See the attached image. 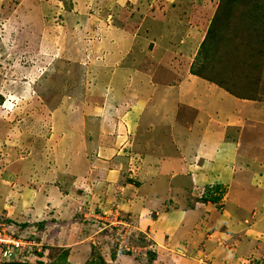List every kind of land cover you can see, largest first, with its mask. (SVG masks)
Returning <instances> with one entry per match:
<instances>
[{
	"label": "rangeland",
	"instance_id": "obj_1",
	"mask_svg": "<svg viewBox=\"0 0 264 264\" xmlns=\"http://www.w3.org/2000/svg\"><path fill=\"white\" fill-rule=\"evenodd\" d=\"M217 2L0 0V223L23 236L22 250L0 264H62L81 254L92 264L100 251L154 264L161 248L149 224L133 227L136 218L182 206L188 183L196 185L191 173L217 168L194 146L219 131L187 128L176 101ZM257 57L235 63L234 74L219 62L214 69L264 107V54ZM222 134L211 156L224 155L228 173L248 171L236 180L243 187L264 190V170L242 160L243 151L264 153V122L247 119ZM193 155L192 171L181 158ZM241 224L223 243L233 254L227 264H264L263 218Z\"/></svg>",
	"mask_w": 264,
	"mask_h": 264
},
{
	"label": "crops",
	"instance_id": "obj_2",
	"mask_svg": "<svg viewBox=\"0 0 264 264\" xmlns=\"http://www.w3.org/2000/svg\"><path fill=\"white\" fill-rule=\"evenodd\" d=\"M189 33H193V31H189ZM183 76L185 77L177 81L179 89L176 101H179V110L180 114H182L180 116L187 121V128H197L200 131L204 129L206 133H210L212 130L219 131V134L223 133L222 137L224 140L226 137L225 133L236 132V126L240 123L244 124L247 119L264 122V107L260 105L256 107L260 101L234 97L214 83L193 75L189 71ZM184 86L188 87V89L183 94L182 87ZM253 109L255 110L253 111ZM219 134L213 137L208 136L210 138L206 137L207 139L202 140L203 144H200L201 146H194L195 149L196 147L201 149L202 154L210 155V158L215 159L216 169H209L210 171H206L207 174L204 173L202 175L201 173V176L198 177L191 168L192 164L197 162L195 155L181 158L182 164H187L188 167L186 168L192 169V180L196 184L191 185V181L188 183V186H190L187 187L186 192L181 196V200L186 196L182 201L183 205L181 203L182 206L180 207H173L172 210L165 209L158 214L155 213L154 220L142 216L143 210L140 217L136 218V227L135 225L133 227L137 228L138 225L140 228L144 224H149L147 230L151 232L150 236L154 239L153 244L158 249L161 248L160 252L157 251L156 261L153 260L154 264H157V260H161L160 262L162 263L160 264H227L226 260L233 254L223 249V243L224 241L229 243L228 239L233 238L235 233L232 234V231L242 228L243 224L241 223L244 222L246 217L248 224L256 220L259 221L262 218L264 220V190L260 192L243 187L245 182L236 180L239 179L238 176L242 173L241 178L243 179L245 175L246 180H248V171H243L242 169L236 171L234 167L233 172L228 173L226 171L227 166H224L226 161L223 162L224 155L217 153L211 156L213 148L221 146L219 144L221 140L217 138ZM260 135L262 134L260 133ZM235 143L234 140H230L227 144L231 146ZM184 150H188V148L185 147ZM242 154V160L247 163L253 161L255 163L253 167L257 171L260 169L264 170L263 150L243 151ZM230 159L236 163L235 166L240 161L239 156L235 155L230 157ZM222 163L223 168L219 166ZM197 167L201 168V163H197ZM226 182L228 183V188L221 197H218L219 193L217 190L205 189L206 186L210 187L214 184L221 186ZM202 188L207 190L205 194L208 191L209 193L200 195ZM196 190L200 192L198 196L195 194L197 193ZM211 191L217 192L216 195L211 193ZM194 196L197 198H194ZM210 196L217 198L209 200L208 197ZM188 197H192V199ZM154 200L156 202L157 198L154 197ZM189 200L193 203H189ZM174 228L177 229L176 232L178 234H176ZM241 232H239V235L242 234ZM81 247H85L84 244L81 243ZM237 253L239 254V252ZM97 254L101 258L99 260L93 258V262L96 263L92 264H136L132 254L116 253L112 257H110L108 252L100 251ZM85 256L81 254L79 256L80 260L73 262L71 260L72 257L67 255L65 262L68 264H82L86 261Z\"/></svg>",
	"mask_w": 264,
	"mask_h": 264
},
{
	"label": "trees",
	"instance_id": "obj_3",
	"mask_svg": "<svg viewBox=\"0 0 264 264\" xmlns=\"http://www.w3.org/2000/svg\"><path fill=\"white\" fill-rule=\"evenodd\" d=\"M256 43H259L260 47L249 49L252 44ZM262 44H264V0H218L207 31L196 53L199 56V63L197 65L192 62L189 72L214 83L234 97L255 100L257 98L254 94H245L244 87H237L233 83L229 86L230 84L223 80L222 71L227 74H234L237 70V66H234L235 63L244 65L247 59H256L257 56H262L264 54ZM220 45L224 47V50L218 52L220 58L213 61ZM244 47L248 50V58L244 56ZM217 62L224 66L221 72L214 69ZM256 63L254 64L255 68L258 66ZM219 68L221 69V66H218ZM232 78L239 79L240 77L235 75ZM220 188L219 184L205 187L207 190ZM208 198L215 200L217 197L210 196ZM62 264H66L65 261Z\"/></svg>",
	"mask_w": 264,
	"mask_h": 264
},
{
	"label": "built area",
	"instance_id": "obj_4",
	"mask_svg": "<svg viewBox=\"0 0 264 264\" xmlns=\"http://www.w3.org/2000/svg\"><path fill=\"white\" fill-rule=\"evenodd\" d=\"M16 236L14 237L13 232L2 227L0 223V261H8L14 257L16 253H19L22 249V240L23 236L18 234L16 231ZM19 236H22L19 238Z\"/></svg>",
	"mask_w": 264,
	"mask_h": 264
},
{
	"label": "water",
	"instance_id": "obj_5",
	"mask_svg": "<svg viewBox=\"0 0 264 264\" xmlns=\"http://www.w3.org/2000/svg\"><path fill=\"white\" fill-rule=\"evenodd\" d=\"M1 264H33V263H23V262H9V263H7V262H5V263H1Z\"/></svg>",
	"mask_w": 264,
	"mask_h": 264
},
{
	"label": "clouds",
	"instance_id": "obj_6",
	"mask_svg": "<svg viewBox=\"0 0 264 264\" xmlns=\"http://www.w3.org/2000/svg\"><path fill=\"white\" fill-rule=\"evenodd\" d=\"M5 263V262H4Z\"/></svg>",
	"mask_w": 264,
	"mask_h": 264
}]
</instances>
